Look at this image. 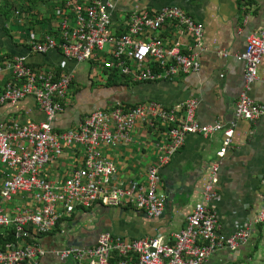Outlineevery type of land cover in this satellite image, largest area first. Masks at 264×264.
<instances>
[{
    "label": "built area",
    "instance_id": "2783aa9c",
    "mask_svg": "<svg viewBox=\"0 0 264 264\" xmlns=\"http://www.w3.org/2000/svg\"><path fill=\"white\" fill-rule=\"evenodd\" d=\"M119 1L53 0V10L47 8L46 0L41 1L34 12L46 20L47 28L42 34L31 30L26 40H20L26 45L24 51L0 59V78L9 77L0 89V104H16L30 96L44 114L40 120L12 118L0 123V237L9 232L13 236L0 244V264H39L48 253L43 237L80 208L131 206L151 218L160 217L165 199L159 192L158 171L181 148L188 133L220 131L224 138L208 167L202 200L195 203L183 227L167 237L132 238L104 230L91 246L67 245L49 252L71 264H204L215 251L243 244L253 231L244 225L228 235L218 233V215L209 203L219 195V167L232 146L235 123H199L194 118V98L171 107L156 101L117 102L85 114L76 128L55 130L53 122L67 105L73 72L33 66L29 61L33 53L55 50L68 61L89 63L93 76L100 73L108 79L117 74L131 83L155 82L199 69L200 22L178 6L151 12L126 10L119 8ZM16 15L24 23L30 12L16 10ZM167 23L176 28V34L163 42L157 33ZM182 36L188 42L183 43ZM263 56L264 27L247 37L245 50L237 55L244 63L237 118L253 122L264 115V103L254 102L249 95ZM158 122L165 125L166 133L164 142L157 144L156 162L145 170V181H123L118 165L104 150L129 144L136 124L158 131ZM65 149L80 153L71 172L60 179L42 174ZM16 196L27 203L16 205ZM254 222L264 225V207Z\"/></svg>",
    "mask_w": 264,
    "mask_h": 264
},
{
    "label": "crops",
    "instance_id": "0c3cea01",
    "mask_svg": "<svg viewBox=\"0 0 264 264\" xmlns=\"http://www.w3.org/2000/svg\"><path fill=\"white\" fill-rule=\"evenodd\" d=\"M167 5L178 6L202 24L199 69L155 82H126L110 86L103 84L99 86L101 95L96 90L99 88L91 95L79 90V85L89 88L94 85L90 80L89 63L76 64L68 61L55 50L43 55L33 53L29 57L33 66L42 69L57 67L61 71L67 68L73 72L70 92L72 96L67 98V105L64 111L56 116L53 126L55 130L76 128L82 117L89 113L77 115L86 97L92 98V102L100 100L101 104L96 102L97 108H107L117 102L132 105L145 101H156L171 107L194 98L197 101L194 118L199 123L221 122L225 126L235 123L232 146L219 167V195L209 205L218 215V233L228 235L244 225H249L253 231L243 244L235 249L226 247L215 251L204 264H264V225L254 222L257 213L264 207V115L253 122L237 118L235 115L236 102L244 87V63L237 55L245 50L247 37L264 27V0L118 2L119 8L122 9H147L150 12ZM36 26L39 31L37 33H43L42 30L47 28L45 24ZM8 34L4 32L7 38L0 35V54L24 51V46H17L19 43L16 45V39ZM157 34L163 42H168V39L175 37L176 28L167 23ZM3 39L6 40L1 44ZM180 40L183 43L188 42L184 36ZM8 78H0V89ZM249 95L254 102L264 103V56ZM43 117V112L30 96L16 104H0V123L12 118L40 120ZM158 125L160 127L157 131L146 124L138 123L131 132L132 140L129 144L104 150L118 165L123 181H145L147 166L156 162L157 144L164 142L165 125L162 122H158ZM223 138L224 135L220 131L207 135L186 134L181 148L158 171L159 192L165 199L164 211L160 217L151 218L131 206L112 207L108 212L101 204L88 209L80 208L60 220L53 232L43 237L42 244H45L48 253L40 259L39 264H65L49 250L59 248L56 245L61 242L63 246H91L96 242L98 234L104 230L132 238L158 235L167 237L171 232L183 227L186 216L191 213L195 203L202 200L203 188L209 178L208 167L216 158V151ZM79 157L80 153L72 154L71 150L65 149L56 159L49 162L41 173L48 175L50 179H60L71 172L74 160H79ZM1 177L0 165V180ZM25 203V198L16 196V205ZM82 221L88 225L81 224Z\"/></svg>",
    "mask_w": 264,
    "mask_h": 264
},
{
    "label": "trees",
    "instance_id": "16d2710c",
    "mask_svg": "<svg viewBox=\"0 0 264 264\" xmlns=\"http://www.w3.org/2000/svg\"><path fill=\"white\" fill-rule=\"evenodd\" d=\"M41 1L44 0H0V14L3 18V25H2V30L3 32L9 33L10 32V23L9 20L11 19V17L15 14L16 20L18 22V17L16 15V10H18L21 14H23L24 12H30V16L25 20V24H29L31 25V29L30 30H35L36 28V24H45L46 20L45 19H39L38 15L34 12L37 4ZM21 23V22H18ZM28 25V26H29ZM22 39V40H26L27 39ZM19 43V44H18ZM18 44V45H17ZM17 46L19 45H23L26 46L24 43L21 42H17L16 43ZM14 54L10 53V52H5L0 54V59H3L5 57H9L12 56ZM114 76H118L117 74H114L113 77L111 78V76L108 78V80L105 83V86H110V85H114L117 84L114 82ZM129 82L126 78L123 77V81H121L119 84L121 83H126ZM131 83V82H129ZM9 232V231H8ZM53 232V231H52ZM51 233V232H49ZM13 239L12 233L9 232V234H7L4 237H0V244H5L6 241H9ZM31 240V238H29V241Z\"/></svg>",
    "mask_w": 264,
    "mask_h": 264
},
{
    "label": "rangeland",
    "instance_id": "374dc122",
    "mask_svg": "<svg viewBox=\"0 0 264 264\" xmlns=\"http://www.w3.org/2000/svg\"><path fill=\"white\" fill-rule=\"evenodd\" d=\"M45 4H46V6H47L48 9L53 10V6H54L53 0H46ZM2 22H3V18H2L1 14H0V35H2L3 38H7L4 35V32L1 29V26L3 25V24H1ZM9 23H10V26H9L10 27V29H9L10 32H9L8 35L9 36H12L13 38H15L16 39V42H20V40L25 39L27 33H29L31 31L30 30L31 29V27H30L31 25L28 24L29 25L28 26L25 23H18L17 20H16V17H15V14L11 17V19L9 20ZM36 28H38V27L36 26ZM36 28H35L34 31L38 32V30H36ZM4 40H6V39H3L1 41V44H3ZM94 68L95 69H100V70L103 69L101 66L100 67L95 66ZM45 69H48V67H45ZM90 80H92L93 83H94V85L92 87L89 88L86 85H84V86L79 85V90L84 91L85 94H91V95H93L94 92H95L94 90L96 88H99L100 85L105 84L108 79L107 78H104V76L102 74H100V73L97 74V75H95V76H93V72H92L91 73V76H90ZM121 81H123V77L114 76V82L115 83H120ZM72 84L70 86V92L72 90ZM75 86H77V85H75ZM96 90L98 91L99 95H101L100 88H99V90L98 89H96ZM74 93H76V90L74 91ZM98 93H97V95H98ZM71 96L72 95L70 93H68L67 97L68 98H71ZM96 102L99 103V104H101V101L100 100L94 101V103H96ZM101 107H103V106H101ZM45 169L46 168L44 167V170ZM81 224H85V226L88 225V223H85L83 221L81 222Z\"/></svg>",
    "mask_w": 264,
    "mask_h": 264
},
{
    "label": "flooded vegetation",
    "instance_id": "af4514ba",
    "mask_svg": "<svg viewBox=\"0 0 264 264\" xmlns=\"http://www.w3.org/2000/svg\"><path fill=\"white\" fill-rule=\"evenodd\" d=\"M92 99V98H91ZM91 99L87 98L86 97V100H84L82 102V104L80 105V108L78 109V112H77V115L81 116V113H87V112H90L91 110H94L96 109L97 107L95 106L96 103H94V101L92 102ZM93 100V99H92ZM61 242V241H60ZM60 244V243H59ZM57 243L56 246H58L59 248L62 247L63 245L62 242L61 244L59 245Z\"/></svg>",
    "mask_w": 264,
    "mask_h": 264
},
{
    "label": "water",
    "instance_id": "95a60500",
    "mask_svg": "<svg viewBox=\"0 0 264 264\" xmlns=\"http://www.w3.org/2000/svg\"><path fill=\"white\" fill-rule=\"evenodd\" d=\"M101 207L105 208L107 212L109 211V208H112L111 206H103V205H101ZM139 211H142L143 213H145V211H143V210H139ZM153 218H156V217H153ZM88 246H90V245H88ZM62 263L71 264V263L65 262V261H63Z\"/></svg>",
    "mask_w": 264,
    "mask_h": 264
}]
</instances>
